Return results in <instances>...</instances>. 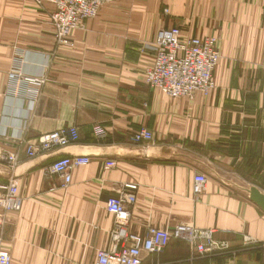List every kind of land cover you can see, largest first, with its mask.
<instances>
[{
  "label": "crops",
  "instance_id": "1",
  "mask_svg": "<svg viewBox=\"0 0 264 264\" xmlns=\"http://www.w3.org/2000/svg\"><path fill=\"white\" fill-rule=\"evenodd\" d=\"M51 10L0 0V194L15 180L22 199L0 227L11 264H94L111 242L106 203L127 184L137 185L132 233L189 223L229 245L200 254L173 239L143 264H264V0H115L66 42L57 41ZM171 26L183 37L218 38L208 94L173 98L147 84L151 45ZM15 66L41 82L13 81ZM67 126L78 128L77 142L27 156L30 140ZM143 127L154 139L133 142ZM69 154L91 161L63 187L44 166ZM198 173L207 182L196 194Z\"/></svg>",
  "mask_w": 264,
  "mask_h": 264
},
{
  "label": "built area",
  "instance_id": "2",
  "mask_svg": "<svg viewBox=\"0 0 264 264\" xmlns=\"http://www.w3.org/2000/svg\"><path fill=\"white\" fill-rule=\"evenodd\" d=\"M37 5L49 3V21L55 28L58 42H66L73 30L80 27L87 19L97 16L101 8L115 0H33ZM168 13V9H165ZM219 41L215 36L183 37L179 26L161 27L151 45L155 52L154 62L145 69L147 84L160 89L166 95L190 97L195 92L208 94L214 88V70L218 65L220 51ZM13 81L24 80L30 84H38L40 78L24 74L19 66L9 73ZM95 132L102 134L104 129L96 126ZM153 132L141 128L131 135L135 143L151 142ZM79 140L76 126L62 127L40 135L30 140L26 148L29 157L41 154H52L55 150L69 146ZM14 167L18 155L10 153L7 156ZM91 161L89 155L69 154L54 158L44 166L49 175L62 178V186L67 187L73 176V171L87 165ZM115 162L108 160L105 166L112 167ZM207 182L204 174L194 176L193 191L201 193ZM136 184H127L112 196L106 203L107 210L114 215L115 221L111 230L109 246L99 249L94 264H143L145 256L161 255L171 240L178 239L188 242L200 254H209L229 247L228 242L216 240L214 229H199L189 223H179L173 227L149 225L145 235L130 231L132 208L137 202ZM22 199L18 193V185L12 180L4 186L0 194V227L4 224L9 211H19ZM11 254L0 245V264H11Z\"/></svg>",
  "mask_w": 264,
  "mask_h": 264
},
{
  "label": "bare ground",
  "instance_id": "3",
  "mask_svg": "<svg viewBox=\"0 0 264 264\" xmlns=\"http://www.w3.org/2000/svg\"><path fill=\"white\" fill-rule=\"evenodd\" d=\"M49 4V3H48ZM51 5V4H50ZM94 18V17H93ZM219 60H220V58H219ZM219 63V62H218ZM214 83H215V80H214ZM215 86V85H214ZM204 94V93H203Z\"/></svg>",
  "mask_w": 264,
  "mask_h": 264
},
{
  "label": "rangeland",
  "instance_id": "4",
  "mask_svg": "<svg viewBox=\"0 0 264 264\" xmlns=\"http://www.w3.org/2000/svg\"><path fill=\"white\" fill-rule=\"evenodd\" d=\"M33 1V0H32ZM34 2V1H33ZM46 4V3H45ZM167 9V8H166ZM165 10V9H164ZM98 15V14H97ZM96 17V16H95Z\"/></svg>",
  "mask_w": 264,
  "mask_h": 264
}]
</instances>
